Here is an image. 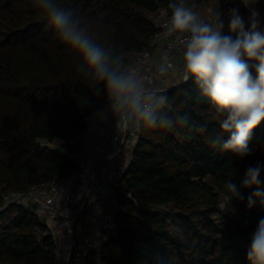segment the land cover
<instances>
[{
    "label": "trees",
    "instance_id": "1",
    "mask_svg": "<svg viewBox=\"0 0 264 264\" xmlns=\"http://www.w3.org/2000/svg\"><path fill=\"white\" fill-rule=\"evenodd\" d=\"M168 3L62 0L64 10L124 64L155 31L147 14ZM258 11L264 21V4ZM79 64L32 0H0V197L76 171L64 151L75 149L72 141L104 97ZM163 97L167 104L157 116L172 126H142L120 194V230L105 242L103 264H248L242 241L249 243L264 205L257 200L248 208L251 190H244L245 199L232 202L236 216L225 217L221 227L213 218L221 195L205 179L239 183L247 166L264 162V123L253 134V154L240 159L215 143L219 117L192 78ZM56 138L65 140L61 148L45 143ZM38 225L21 206L0 212V264H56L54 240L39 239Z\"/></svg>",
    "mask_w": 264,
    "mask_h": 264
},
{
    "label": "clouds",
    "instance_id": "2",
    "mask_svg": "<svg viewBox=\"0 0 264 264\" xmlns=\"http://www.w3.org/2000/svg\"><path fill=\"white\" fill-rule=\"evenodd\" d=\"M32 2L45 14L57 40L79 57L78 71L96 86L97 91L102 86L120 130L131 134L144 125L172 126L170 119L158 117L156 112L165 97L157 100L146 92L144 82L124 67L120 57L113 56L89 35L79 18L64 10L62 0ZM258 2L239 0V5L249 11L245 21L240 7L234 6L225 12L220 7V0L207 19L197 11L195 0L191 3L189 0H169L164 24L166 36L184 37L185 80L192 78L200 94L216 110L220 132L215 143L240 159L253 154L254 149L250 147L253 134L264 123V21L255 7ZM225 27L228 34H225ZM164 59L167 61V57ZM170 67V63H164L159 71L165 73ZM180 121L186 124L187 116L180 117ZM262 172L264 162L257 161L245 168L239 183L226 181L221 209L234 211L232 202L244 200V190H251L247 196L248 208H252L257 200L264 205ZM246 259L248 264H264V217L259 219L251 235Z\"/></svg>",
    "mask_w": 264,
    "mask_h": 264
},
{
    "label": "built area",
    "instance_id": "3",
    "mask_svg": "<svg viewBox=\"0 0 264 264\" xmlns=\"http://www.w3.org/2000/svg\"><path fill=\"white\" fill-rule=\"evenodd\" d=\"M236 2L220 0V7L225 10ZM195 3L201 17L207 19L218 0H195ZM263 4L264 0H259L256 9H262ZM240 13L249 16L243 6ZM148 17L155 31L145 48L129 55L124 67L137 75L144 82L145 91L159 100L167 90L189 80L184 78V37L165 35L164 24L168 17L165 7L149 12ZM164 63L172 67L161 73L159 69ZM141 136L142 126L131 134L120 130L110 104L102 97L87 127L72 141L75 149L63 150L75 164L76 171L32 184L24 190H8L0 197V212L9 205L32 212L43 224L35 228L37 237L50 236L54 240L56 264L68 261L70 264H103L105 242L120 230L117 217L124 210L120 194L126 189V172ZM64 142L56 138L45 143L61 148Z\"/></svg>",
    "mask_w": 264,
    "mask_h": 264
},
{
    "label": "rangeland",
    "instance_id": "4",
    "mask_svg": "<svg viewBox=\"0 0 264 264\" xmlns=\"http://www.w3.org/2000/svg\"><path fill=\"white\" fill-rule=\"evenodd\" d=\"M238 1H239V0H237L236 3H231L230 5H231L232 7H234V6L241 7V6L239 5V2H238ZM230 5L228 6V8H230ZM148 14H149V13H148ZM148 14H147V15H148ZM243 17H244L245 21H247L248 16L246 17V16L243 15ZM225 21L227 22V17L225 18ZM226 28H227V27H225V29H226ZM224 31H225V30H224ZM261 179L264 180V172H262V174H261ZM205 181H206L208 184H210L212 187H214V189L217 190V191L220 193V195H221V203H222L223 200H224L225 192H226V190H225V188H224L225 183H224L223 181H220V180L215 179L213 176H208V177L205 179ZM221 203H220V205H221ZM233 209H234V208H233ZM234 216H236V210H235V209H234V211H223V210L221 209L220 206H219V212L216 213V214H213V218H214V220H215L216 223H217L219 226H221V227H224V220H225V217H234ZM239 241H242V240L239 239ZM242 243H244V245H246V246L248 245V244L245 243L244 241H242Z\"/></svg>",
    "mask_w": 264,
    "mask_h": 264
},
{
    "label": "crops",
    "instance_id": "5",
    "mask_svg": "<svg viewBox=\"0 0 264 264\" xmlns=\"http://www.w3.org/2000/svg\"><path fill=\"white\" fill-rule=\"evenodd\" d=\"M232 6L230 5V8H231ZM228 9V7L224 10L225 12H226V10ZM225 18H226V16H225Z\"/></svg>",
    "mask_w": 264,
    "mask_h": 264
},
{
    "label": "water",
    "instance_id": "6",
    "mask_svg": "<svg viewBox=\"0 0 264 264\" xmlns=\"http://www.w3.org/2000/svg\"><path fill=\"white\" fill-rule=\"evenodd\" d=\"M169 90H170V89H169ZM169 90H167V91H169ZM167 91H166V92H167ZM66 264H70V261H68Z\"/></svg>",
    "mask_w": 264,
    "mask_h": 264
}]
</instances>
